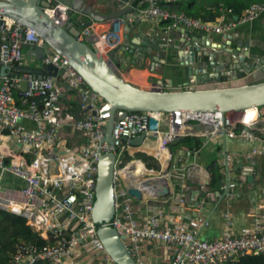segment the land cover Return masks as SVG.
Here are the masks:
<instances>
[{
    "label": "built area",
    "instance_id": "obj_1",
    "mask_svg": "<svg viewBox=\"0 0 264 264\" xmlns=\"http://www.w3.org/2000/svg\"><path fill=\"white\" fill-rule=\"evenodd\" d=\"M44 1L52 3V0ZM137 10L140 20L163 23L172 29L184 27L207 35L228 36L236 26L249 24L263 13L264 2L250 4L236 20L231 16V10L224 7L217 8L213 21H204L163 6L157 0H142ZM55 11L59 12L58 22H63L66 17L64 7L58 4L45 10L52 18ZM123 24L120 21L117 30L114 31L111 26L110 30L103 32L93 30L91 25L82 30L78 40L86 41L104 61H109V53L119 44L116 32ZM42 45L43 41L32 30L0 16V68H9L5 76L0 74V171L23 183L19 190H10L3 189L0 182V211L23 218L26 226L46 242L42 247L20 244L10 264H34L37 261L47 264H114L98 239L97 228L91 218L98 150L115 156V216L110 226L124 237L123 245L136 264H148L139 253L143 242L170 245L173 248L170 264H227L244 255H264V219L261 220L260 216L251 227L238 234L231 231L229 223L227 229L211 241L199 238L200 231L207 225L202 219L194 220L187 228L183 217L168 216L161 209L150 213L141 224L135 208L139 202L127 193V188L139 190L143 204H164L168 201L159 195V187L168 185H159L158 188L145 186L147 180H154L156 176L153 174L157 171L148 169L145 160L134 159L126 165L122 161V157L129 155L127 150L130 148L124 139L143 135L146 138L154 136L155 151L165 155L168 162L171 160L169 145L172 141L178 136L191 134L195 127L203 129L201 134L205 139L264 142V107L224 114L129 113L114 123L111 133L113 142L105 143L103 139L110 106L98 100L89 89L82 88L83 80L66 60L55 54L47 56L42 63L44 67L51 65L62 72L60 79L49 76L37 79L19 70L24 46L33 48ZM56 82L78 92L83 108L85 101L90 100L97 112L95 117L89 115L72 125L74 132L90 134L80 150L66 147L59 136L63 87H58ZM195 85V78H192L185 87ZM39 98H46V101L38 103ZM248 111L251 113L248 114ZM150 118L158 122L155 133L149 130ZM21 121L32 123L34 128L26 129ZM162 125L167 129H162ZM186 128L189 129L188 134L183 131ZM9 144L16 145L19 151L12 150ZM147 156L162 164L157 156ZM135 161L143 164L145 174L139 175L136 170L130 169ZM215 167H219L226 178L228 189L235 190L236 184L229 181L231 156L223 154ZM184 170L177 169V173L173 174L181 177ZM167 176L173 175L167 173ZM136 178L138 182L135 184ZM222 187L226 188V183ZM259 209H264V200Z\"/></svg>",
    "mask_w": 264,
    "mask_h": 264
},
{
    "label": "water",
    "instance_id": "obj_2",
    "mask_svg": "<svg viewBox=\"0 0 264 264\" xmlns=\"http://www.w3.org/2000/svg\"><path fill=\"white\" fill-rule=\"evenodd\" d=\"M134 3L135 0H52L51 4L44 0H0V16L11 19L20 27L32 30L35 36L43 41L41 47L24 46L27 56L32 57L38 63H43L47 56L55 54L60 56L81 77L82 88L89 89L98 100L110 106V117L103 139L105 143L113 142L111 133L114 123L129 113L220 112L224 114L264 107V78L259 82L247 81L249 75L255 73L264 75V54L262 56L250 55L242 49L241 44L234 49L213 48L210 52V46L205 37H191L189 41L184 39L175 48L179 66L185 67L189 75L196 74L195 71L202 73L198 74L195 86L177 89L170 86L163 90L162 88L157 89L154 85L150 89H141L124 81L117 69L120 66L119 59L125 53L133 55L136 52L139 58L137 63H139L153 51L156 57L161 50L157 38L149 40L138 18V10ZM58 4L65 8L66 18L72 21L71 26L58 22L45 12L46 9ZM213 19L203 20L213 21ZM234 19L236 20L237 17ZM120 21L124 22L123 40L125 44H117L109 53V62L112 65L110 66L108 61H104L92 46L86 41H79L78 37L82 30L90 27L92 23L109 22L115 31ZM183 34L190 36L189 32ZM131 35L139 41L140 48L132 46L134 45L132 40L129 43L126 42ZM230 66L239 70L240 73L238 75L227 74L225 70ZM8 70L7 67H1V76H5ZM27 73L37 79L44 76L58 79V76L62 74L51 65L45 66L41 72ZM56 85L65 86L68 90L74 91L66 84L56 82ZM76 94L80 100L79 93L76 92ZM45 101L46 98L37 99L38 103ZM85 104L84 108L81 106V101L79 104L75 102L74 105L78 107L79 112L90 113L92 117H95L97 112L90 104V100H86ZM75 122L76 120L73 121ZM157 129L158 122L150 118V132L155 133ZM183 131L188 134L189 129L186 128ZM146 140L147 138L143 135L131 140L124 139L133 147H142ZM131 167L132 164L130 169ZM114 168L115 156L111 153L103 154L98 150L91 218L97 228L98 239L114 264H136L123 245L124 237L119 236L117 231L110 226L115 216ZM153 172L156 170L153 169ZM251 173V169L243 170L244 176L249 181ZM167 183L168 180L166 185ZM225 183L227 193L229 191L227 180ZM145 186L158 188V180H147ZM159 189L160 196L165 199L170 197L171 191L167 186L159 187ZM127 193L139 202L140 207H143L139 190L128 187ZM180 200L181 195L178 193L176 201ZM149 205L153 203L149 202ZM176 212L184 215V211L180 208Z\"/></svg>",
    "mask_w": 264,
    "mask_h": 264
},
{
    "label": "crops",
    "instance_id": "obj_3",
    "mask_svg": "<svg viewBox=\"0 0 264 264\" xmlns=\"http://www.w3.org/2000/svg\"><path fill=\"white\" fill-rule=\"evenodd\" d=\"M157 1L163 6L175 8L178 12H183L193 18H215L213 17V15L215 16V10L212 9V6L216 0ZM244 1L249 2V4L264 2V0ZM140 2L135 0L134 6L138 8ZM53 16L59 21V12L54 13ZM140 22L149 40L157 38L161 50L156 57L153 51L151 55H146L144 61H139V63H137L139 58L136 52L133 55L125 53L119 59L120 66L117 72L124 81L137 88L150 89L156 85L157 89L162 88L165 90L170 86L177 89L184 88L192 78H195L196 81L198 74L202 73L195 71L196 74L189 75L187 69L179 66L176 60L177 51H175V48L180 45L181 41L184 39L189 41L191 37H205L207 44L210 46V52L213 51V48L234 49L238 44H241L242 49H245L250 55L262 56L264 54V12L259 14L253 22L236 26L228 36L207 35L184 27L172 29L163 23L156 24L144 20H140ZM63 23L66 26H71L72 21L64 17ZM111 26L109 22L92 23L93 30L97 32L110 30ZM184 32H189L190 36H186L183 34ZM116 33L118 42L125 44L123 25L119 27ZM130 40L134 43L132 46L140 48L139 41L134 35H131L126 42L129 43ZM19 70L23 73L41 72L44 70V66L32 57L27 56L26 50H24ZM225 72L232 75L240 73L233 66H230ZM263 78L264 75L261 73H255L249 75L247 81L259 82ZM201 84L204 83L201 82ZM60 102L61 129L59 130V136L66 147L80 150L86 145L90 134L88 132H74L72 130L73 121L84 119L90 113L78 111V107L74 105L75 102L80 103L78 95L65 86H63ZM20 124L26 129L34 128V125L27 121H21ZM162 129L166 130L167 127L162 125ZM202 131V128L195 127L191 134L184 136L202 140L203 143L198 150L182 145L184 137L178 136L169 145L170 161H164L162 164L153 159L152 161H146V165L149 166L148 169L157 171L156 174H153L154 177L156 176L153 179L158 180V185H165L168 180L167 184L171 195L167 198L168 203L163 205L144 203L143 207H140L139 203L135 204L136 217L141 224L144 223L150 213L161 209L168 216L179 215L183 217V222L187 228H190V224L194 220L202 219L207 225L200 231L199 238L204 241H211L219 237L227 229L229 223L231 231L238 234L243 229L251 227L257 217L260 216L261 220L264 219V209H259L264 200V142L224 138L205 139L201 134ZM9 147L16 152L19 151L16 145L9 144ZM155 149V138L149 136L142 147L130 146L127 153L129 155L138 152L148 154V151L151 153L154 151L153 153L157 154ZM254 151H257V153H254ZM223 154H228L232 158L229 181L236 184V189L229 190L227 193L226 188L222 187V184L225 185V177L222 178L223 183L221 185L218 183L217 188L210 186L212 170L219 163ZM180 168L185 169L182 171L181 177L173 174V172L177 173L176 170ZM247 168L252 170L250 181L243 174V170ZM167 173H172L173 176L168 177ZM0 182L3 189L19 190L23 186L22 181L1 171ZM137 182L138 178L135 179L134 183ZM123 190L126 191L124 188ZM178 193L181 195L179 202L176 201ZM178 208L184 211V215L176 212ZM139 253L148 264H170L173 248L162 243L143 242L140 244Z\"/></svg>",
    "mask_w": 264,
    "mask_h": 264
},
{
    "label": "trees",
    "instance_id": "obj_4",
    "mask_svg": "<svg viewBox=\"0 0 264 264\" xmlns=\"http://www.w3.org/2000/svg\"><path fill=\"white\" fill-rule=\"evenodd\" d=\"M140 1L142 0H139V2ZM250 1L253 2V0ZM250 4L244 0H216L212 6V9L215 10V16L213 15V17H216L217 8L219 7L231 10V16L238 17L249 7ZM202 143L203 141L198 138L184 137L181 144L190 149L198 150ZM222 178L223 176L220 168L215 167L212 170L210 186L217 188L219 184H222ZM22 243L34 244L38 247H42L46 242L26 226L23 218L0 211V264H10L17 247ZM34 264L47 263L44 261H37ZM227 264H264V255H244L237 257Z\"/></svg>",
    "mask_w": 264,
    "mask_h": 264
},
{
    "label": "bare ground",
    "instance_id": "obj_5",
    "mask_svg": "<svg viewBox=\"0 0 264 264\" xmlns=\"http://www.w3.org/2000/svg\"><path fill=\"white\" fill-rule=\"evenodd\" d=\"M55 18V17H54ZM56 19V18H55ZM57 20V19H56ZM58 21V20H57ZM108 63L110 64V66H112L111 65V63L108 61ZM252 109V108H251ZM248 114H250L251 113V111H248L247 112ZM154 151H152V153L151 152H147L148 154H150L151 153V155H154V156H157L159 159H160V161L161 162H164V161H166L167 159V157L165 156V155H163V154H160V155H158V154H155V153H153ZM156 152V151H155ZM140 161H135L133 164H132V169L133 170H136V173L137 174H145V170H144V168H143V165L141 164V163H139ZM134 166H135V169H134Z\"/></svg>",
    "mask_w": 264,
    "mask_h": 264
},
{
    "label": "rangeland",
    "instance_id": "obj_6",
    "mask_svg": "<svg viewBox=\"0 0 264 264\" xmlns=\"http://www.w3.org/2000/svg\"><path fill=\"white\" fill-rule=\"evenodd\" d=\"M134 159H140V160H145V161H152V159H150L146 153H141V152H138V153H135L133 154L132 156H129L128 154L125 155L124 157H122V161L123 163L126 165L128 164L129 162H131L132 160Z\"/></svg>",
    "mask_w": 264,
    "mask_h": 264
}]
</instances>
